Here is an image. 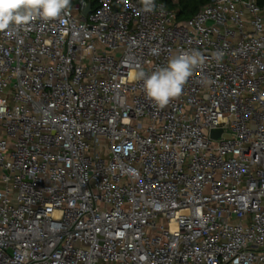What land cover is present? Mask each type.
I'll use <instances>...</instances> for the list:
<instances>
[{
	"label": "built area",
	"instance_id": "obj_1",
	"mask_svg": "<svg viewBox=\"0 0 264 264\" xmlns=\"http://www.w3.org/2000/svg\"><path fill=\"white\" fill-rule=\"evenodd\" d=\"M155 4L0 31V264H264V4ZM180 49L208 59L160 109L129 73Z\"/></svg>",
	"mask_w": 264,
	"mask_h": 264
},
{
	"label": "clouds",
	"instance_id": "obj_2",
	"mask_svg": "<svg viewBox=\"0 0 264 264\" xmlns=\"http://www.w3.org/2000/svg\"><path fill=\"white\" fill-rule=\"evenodd\" d=\"M124 4L125 7L131 6L130 0H124ZM141 4L144 12H154L156 9L155 0H141ZM71 7L72 0H0V31L11 26L24 27L37 19L66 23L64 17L70 14ZM223 56L222 51L212 54L217 63L222 61ZM207 59L199 50L180 49L169 56L165 66L157 67L150 74L136 69L129 73V79L142 81V90L147 99L163 109L183 94L189 79L197 70L204 68ZM201 83L208 85L214 81L205 78ZM3 111L0 108V112Z\"/></svg>",
	"mask_w": 264,
	"mask_h": 264
},
{
	"label": "trees",
	"instance_id": "obj_3",
	"mask_svg": "<svg viewBox=\"0 0 264 264\" xmlns=\"http://www.w3.org/2000/svg\"><path fill=\"white\" fill-rule=\"evenodd\" d=\"M94 8L97 7L99 0H91ZM167 7L177 12V18L179 20H186L193 17L202 5L208 3L211 0H162ZM261 4H264V0H260Z\"/></svg>",
	"mask_w": 264,
	"mask_h": 264
},
{
	"label": "water",
	"instance_id": "obj_4",
	"mask_svg": "<svg viewBox=\"0 0 264 264\" xmlns=\"http://www.w3.org/2000/svg\"><path fill=\"white\" fill-rule=\"evenodd\" d=\"M91 11V4L88 5L86 12L89 13ZM221 134V130H213V135L219 137Z\"/></svg>",
	"mask_w": 264,
	"mask_h": 264
}]
</instances>
